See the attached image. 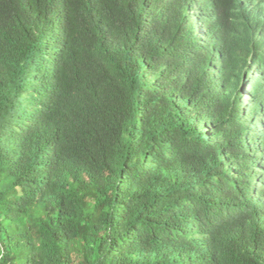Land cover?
I'll list each match as a JSON object with an SVG mask.
<instances>
[{"label":"trees","instance_id":"trees-1","mask_svg":"<svg viewBox=\"0 0 264 264\" xmlns=\"http://www.w3.org/2000/svg\"><path fill=\"white\" fill-rule=\"evenodd\" d=\"M0 264H264V0H0Z\"/></svg>","mask_w":264,"mask_h":264}]
</instances>
